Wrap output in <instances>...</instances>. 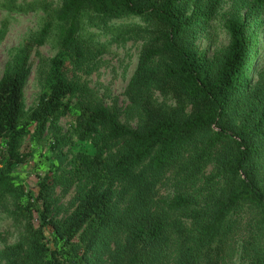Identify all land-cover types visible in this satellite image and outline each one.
<instances>
[{"label": "trees", "instance_id": "1", "mask_svg": "<svg viewBox=\"0 0 264 264\" xmlns=\"http://www.w3.org/2000/svg\"><path fill=\"white\" fill-rule=\"evenodd\" d=\"M59 1L10 2L15 12L41 10L35 41L54 30L61 51L29 114L27 52L0 80V157L9 156L0 196L13 197L10 215L26 221L0 264H264V0H235L225 19L230 44L213 57L198 36L225 0ZM130 17L143 23L116 26ZM88 28L118 43L143 41L126 91L137 127L66 74L89 60ZM63 117L76 123V139L53 133L68 151L49 168L40 163L30 181L18 167L42 151L26 150L25 139L42 146ZM74 184V211L56 219L52 188ZM164 184L172 195L159 196Z\"/></svg>", "mask_w": 264, "mask_h": 264}, {"label": "rangeland", "instance_id": "2", "mask_svg": "<svg viewBox=\"0 0 264 264\" xmlns=\"http://www.w3.org/2000/svg\"><path fill=\"white\" fill-rule=\"evenodd\" d=\"M34 1L0 0V80L7 68L15 63L17 56L27 52L30 75L24 88L25 114L32 112L38 105L40 95L48 85L52 61L61 51L58 39L59 32L55 31L56 35H54V30L50 34L51 38L45 44L38 45L35 41L38 38L37 34L46 24L47 17L45 18L46 15L41 10L27 13L10 10V2L15 3V5L30 7L29 5ZM234 2L235 0H225L216 19L212 20L206 29L199 33L197 44L202 51L207 53L208 57L215 56L230 44L231 36L225 27V19L227 13L232 10ZM57 5H60V1L53 0V6L56 7ZM46 6L50 7L48 3ZM132 23H143V20L130 17L115 22L116 26ZM92 33H97V30L88 28V32L83 34L84 40L92 42V44L86 45L89 52L88 62H85L81 68L70 66L66 74L69 79L85 87L87 97L94 104H104L116 109L122 122L137 127L138 119L130 110L126 91L137 70L143 41L130 40L127 43H118L111 40L110 35L95 36ZM260 40V59L262 60L264 59V27H262ZM53 127L56 129L55 132L49 129L41 138L42 146L31 142L30 137L24 141L26 150L28 146L29 151L30 147L37 152L42 151L39 157L40 161L30 157L28 164L18 167L19 174L21 173L30 181L36 180V174L40 171L38 167L40 163L49 168L53 157L68 151L66 146H56L53 133L57 132L65 139L68 137L76 139V123L72 119L63 117ZM8 161L9 156L4 150L0 157V170L8 165ZM66 169H69V166ZM158 189L160 197H167L173 193L169 184H164ZM27 190L29 191L28 186ZM77 190L78 184L69 188L64 185L52 188L50 201L53 202V217L63 220L74 211L73 200ZM12 210H14L13 197L0 196V251L9 245L16 244L25 231L26 221L15 220L10 215ZM34 224L39 227L40 221L35 219Z\"/></svg>", "mask_w": 264, "mask_h": 264}]
</instances>
